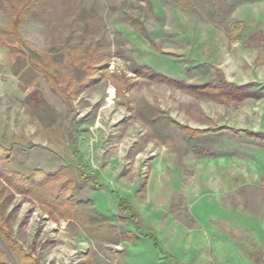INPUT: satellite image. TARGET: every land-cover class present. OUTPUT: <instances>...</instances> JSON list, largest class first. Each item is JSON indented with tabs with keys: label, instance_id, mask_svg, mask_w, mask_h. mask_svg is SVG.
<instances>
[{
	"label": "rangeland",
	"instance_id": "1",
	"mask_svg": "<svg viewBox=\"0 0 264 264\" xmlns=\"http://www.w3.org/2000/svg\"><path fill=\"white\" fill-rule=\"evenodd\" d=\"M51 3L49 23L23 26L39 53L23 59L57 86L29 64L26 97H0L10 234L41 264H264V0ZM92 51L106 57L85 65ZM32 174L48 187L21 193ZM82 174L103 187L79 188ZM121 199L139 212L137 239ZM0 248L18 264L2 232Z\"/></svg>",
	"mask_w": 264,
	"mask_h": 264
},
{
	"label": "trees",
	"instance_id": "2",
	"mask_svg": "<svg viewBox=\"0 0 264 264\" xmlns=\"http://www.w3.org/2000/svg\"><path fill=\"white\" fill-rule=\"evenodd\" d=\"M51 2L52 0H0V11L3 12V14L5 15L8 21L6 26H0V46L8 47L11 50V52L17 54L18 64L20 65L22 64V66L30 64L32 67L39 70L40 73H43L44 75H46L49 79L50 85L53 88H55L57 86L56 76L52 72L48 71V69L46 68L47 67L46 65H43L42 67L36 64L34 60L25 61L23 59L28 56L27 55L28 50L31 51L32 53L34 52L36 54H39V53L36 52L33 48H31L30 45L25 41L23 33H22V28L30 17H35V18L37 17V19L40 18L46 23H49L46 20H44V16H47L50 13L51 8H52ZM63 5H65L64 2L62 3V8H63ZM77 9H78V12L76 13L75 16L80 17L82 19L81 13H80V9H82L81 3H79ZM65 50H66V55L68 57L75 60V62L80 61V59L77 58V54H80L79 50H83V49L79 45L69 46V49L67 48ZM88 50H95V48L91 46ZM104 50H107V49H104ZM105 57L102 56V59H101L98 57L97 53L93 52L92 54H88L85 57L87 58V60L84 59V62H85V65H87L88 61L101 63L102 61H104ZM77 65L78 64H76V66ZM65 95L66 94H64V98H66ZM183 130L192 131L197 134L206 133L210 131L209 129H198V128L194 129V128H191L190 126H184ZM6 150L8 149L6 148ZM59 172L60 171H53V172L50 171V172H47V175H49V178L52 179V177L59 175ZM22 177L20 176L18 177L20 179L18 181H22V184H17V187L21 191V193L22 191H31L32 189L33 190L38 189L40 186L48 187L47 185L49 182H40L39 180H36V177L33 176V174L22 176ZM86 181H89L92 187H95V188L103 187L102 183L95 176L91 177L86 174H82L80 183H79V188L85 187ZM25 189H28V190H25ZM66 189H67L66 187L61 189V191L59 192L60 195H58V198H64L65 202H68L69 201L68 197H69L70 201H73L72 200L73 198L71 196L62 195V193ZM58 198L56 197V199ZM64 203H61V201H59L58 205L56 206L55 204V206L58 209H61L60 206ZM77 204L78 203H74V205H77ZM119 206H120V216L119 217L122 218L123 220L132 221L136 225L137 232L131 233L130 235L127 236V238L137 239L138 237H140L138 233L142 234L144 232V230L140 226L138 211L135 210L131 202L127 201L126 199H121V201L119 202ZM61 210H62L61 212L64 213L67 218H71L69 216L70 214L68 213V211H65L64 209H61ZM0 232H2V235L5 241L8 243L9 247L17 254V257L19 259L18 264H41L39 260H37V258L27 253L22 247L21 243H19L10 234L9 227L5 224V221H3L2 219L0 220ZM145 234L151 237L152 239H154L155 237L153 235L154 234L153 230L148 231ZM0 253L3 254V256L6 255L4 250L1 248H0ZM0 262H1L0 264H10L7 259L6 260L1 259Z\"/></svg>",
	"mask_w": 264,
	"mask_h": 264
},
{
	"label": "crops",
	"instance_id": "3",
	"mask_svg": "<svg viewBox=\"0 0 264 264\" xmlns=\"http://www.w3.org/2000/svg\"><path fill=\"white\" fill-rule=\"evenodd\" d=\"M17 61V54L11 52L8 47L0 46V97H12L18 100L26 97L25 89L22 88V76L30 65L18 67ZM31 84L33 89L35 84ZM24 87H29V85Z\"/></svg>",
	"mask_w": 264,
	"mask_h": 264
}]
</instances>
